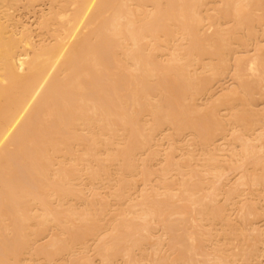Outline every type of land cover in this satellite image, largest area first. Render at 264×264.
I'll list each match as a JSON object with an SVG mask.
<instances>
[{
    "label": "bare ground",
    "instance_id": "obj_1",
    "mask_svg": "<svg viewBox=\"0 0 264 264\" xmlns=\"http://www.w3.org/2000/svg\"><path fill=\"white\" fill-rule=\"evenodd\" d=\"M50 1L0 0V264L255 261L264 0Z\"/></svg>",
    "mask_w": 264,
    "mask_h": 264
},
{
    "label": "rangeland",
    "instance_id": "obj_2",
    "mask_svg": "<svg viewBox=\"0 0 264 264\" xmlns=\"http://www.w3.org/2000/svg\"><path fill=\"white\" fill-rule=\"evenodd\" d=\"M50 3H51L50 0H44V2H43L42 5H41L42 10H44V11H48L49 8H50ZM17 15H18L20 18H22L23 23H26V25H27L28 27H30V28H32V29H33V27H34L33 30L36 29L35 24L37 23L38 14H37L36 11H34V8H30V9H29V8H22V9H20V10L17 11ZM84 24H85V21L81 23L79 29H82L83 26H84ZM263 39H264V38H263ZM34 40L37 41V37H36L35 33H34ZM242 53H245V54H247V55H249V56L252 55V54H254V53H256L255 42H254V40L250 41V43L248 44V46L242 49ZM232 82H233V80H231V78H230L229 75H227V76L222 80V84H223V85H229V84H232ZM262 92L264 93V90H263ZM257 95H258V94H257ZM200 102H204V100H201ZM256 103H257L258 105L254 107L255 109H258V110L263 109V108H264V95H263L262 98H257V99H256ZM217 142H218V144H220V147H222V150H221V152H220L222 155H223V153H225V152H224V148H225L226 150L229 151V148L231 147V145H229V144L226 142L225 139L221 138V139H219ZM164 145H165V144H164ZM195 162L198 163L199 160L196 159ZM236 173H237V172H231V173L229 174V175L231 176V179H232L233 181L236 179ZM139 186H140V188L142 187L141 184H140ZM244 187H246V186L244 185L243 188H244ZM137 192L140 194V191H137ZM139 194H137V195L135 194L136 197H137ZM219 198H220V199H223V196H220ZM244 198H245V199H246V198H249V199H252V200H256V201H258V204H259L260 206H264V191H263L261 194H255V195H253V194H251V193H244V195L241 197V200L244 199ZM230 214H231V217H232V218H236V216H237V212H236V210H234V209H231V210H230ZM253 221H254V223L251 224V228L255 227L256 225H260V226H263V225H264V220L256 219V220H253ZM218 228H219V225H218ZM260 247H261V249H262V253H261V255H260L255 261H253V262H251V263H249V264H264V245H261ZM239 264H240V263H239Z\"/></svg>",
    "mask_w": 264,
    "mask_h": 264
}]
</instances>
